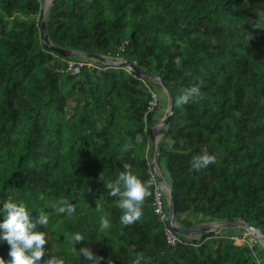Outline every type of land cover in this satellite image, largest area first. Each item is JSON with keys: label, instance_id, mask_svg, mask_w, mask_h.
<instances>
[{"label": "trees", "instance_id": "trees-1", "mask_svg": "<svg viewBox=\"0 0 264 264\" xmlns=\"http://www.w3.org/2000/svg\"><path fill=\"white\" fill-rule=\"evenodd\" d=\"M42 8L43 0H0V206L22 199L50 213L43 258L63 251L68 264H88L72 251L79 230L90 238L77 247L89 244L100 264H264L260 242L238 243L228 230L168 245L153 205L156 83L100 62L72 73L68 61L84 57L45 46ZM46 21L54 45L120 56L168 84L176 109L157 161L183 226L243 219L264 230V0H56ZM192 84L199 96L178 104ZM205 151L216 161L194 169ZM125 163L152 180L130 225L105 185ZM62 197L76 213H55ZM103 216L110 226L98 232ZM9 249L0 242L5 259Z\"/></svg>", "mask_w": 264, "mask_h": 264}, {"label": "clouds", "instance_id": "clouds-1", "mask_svg": "<svg viewBox=\"0 0 264 264\" xmlns=\"http://www.w3.org/2000/svg\"><path fill=\"white\" fill-rule=\"evenodd\" d=\"M89 60L93 61V59ZM94 61L96 63L99 62L97 60ZM200 92V86L192 84L181 91L177 97V103L187 104L198 97ZM215 161V154L205 151L193 157L191 166L194 169H200ZM105 185L110 190V194L117 197L115 206L121 210V223L130 225L142 218L145 199L152 195V180L150 178L145 179L141 174L133 171L130 164L125 163L118 175L105 183ZM166 200L169 210L167 191ZM52 208L55 213L71 216L76 213L77 204L72 200L62 197L52 203ZM33 209H38L37 215H33ZM0 212H3V219H0V242L7 241L10 245L8 258L5 259L4 256L0 255V264H68L63 251L60 254L51 253L46 259L43 258L45 252L50 251V248L46 249L45 247L50 239L48 231L53 230L49 227L50 213L48 211L37 206H30L22 199L10 198L5 200L2 206H0ZM40 225L44 227L41 228L39 227ZM109 226V217L103 216L101 217L97 231L103 232ZM181 235L193 240L194 237L199 238L200 233L193 234L192 236ZM89 238L83 231L77 230L72 232L70 234L73 245L72 251L76 255L86 259L88 264H100L103 257L97 255L89 244H82L80 247H77L79 242Z\"/></svg>", "mask_w": 264, "mask_h": 264}, {"label": "water", "instance_id": "water-1", "mask_svg": "<svg viewBox=\"0 0 264 264\" xmlns=\"http://www.w3.org/2000/svg\"><path fill=\"white\" fill-rule=\"evenodd\" d=\"M56 0H50L48 4H46V0H44L43 8L40 13V20H41V32H42V40L45 46L65 57H73V56H81L84 58H89L93 60H97L100 62L105 63L106 65L110 66H126L127 68L133 70L134 72L140 74V76L144 77L147 80L152 82H156L160 84L163 89L165 90L168 100H169V109L168 112L161 118L160 120L154 122L150 128L151 133V153H150V162L152 165L153 172L157 178V180L162 183L167 191L168 195V203H169V215L168 221L170 226L176 230L177 232L192 236L193 234L200 233L199 238L194 237L193 242L197 243L199 241L205 240L211 236H215L216 234L220 233L223 230H227L229 228L234 227H241L247 231V233L252 234L262 245H264V230L247 220L243 219H231V220H213V221H204L197 223L191 227L183 226L177 218L176 208H175V199H174V189L170 182L167 180L165 175L162 172V169L159 166L157 161V149L160 139L156 138L154 128L161 124L165 126V131L167 125L170 123V120L175 113V96L171 92L170 87L168 84L156 73L148 71L142 66L136 65L134 62L128 59H121V60H114L113 57L106 54L101 53H93L90 51H84L76 48L71 47H60L56 46L52 43L51 37L49 35L48 27H47V16L52 8L53 4ZM219 223V224H216Z\"/></svg>", "mask_w": 264, "mask_h": 264}, {"label": "built area", "instance_id": "built-area-1", "mask_svg": "<svg viewBox=\"0 0 264 264\" xmlns=\"http://www.w3.org/2000/svg\"><path fill=\"white\" fill-rule=\"evenodd\" d=\"M89 59L87 58H83L80 60H69L68 61V69L72 72V73H77L81 71V68L85 65H94L96 62L93 61H88ZM158 104V95L157 93L153 94V100H151V108L153 106H156ZM155 197H154V208H155V212L158 215L159 219L164 223V227H165V234H166V239H167V243L169 246L172 247H176L178 246V244L180 243H187L188 240H186L180 233H178L177 231H175L168 222V205L166 203V191L165 188L163 186V184H161L157 178H155ZM246 235H249V233H246ZM234 239H236L237 241H240V243H245V242H249V240L251 241V239L246 238V237H238L237 235L233 236ZM190 240H192L191 238H189Z\"/></svg>", "mask_w": 264, "mask_h": 264}, {"label": "rangeland", "instance_id": "rangeland-1", "mask_svg": "<svg viewBox=\"0 0 264 264\" xmlns=\"http://www.w3.org/2000/svg\"><path fill=\"white\" fill-rule=\"evenodd\" d=\"M43 3H44V0H43ZM111 57H113L114 60H121L122 59L120 56H111ZM100 63L105 64L103 62H100ZM154 83H156V82H154ZM155 90H156V93L158 94V98H159L158 109H157V112H156V119L160 120L168 112L169 100H168V96H167L165 90L158 83L155 84ZM227 230H228V232H231L232 234H241V235H245L246 234V230L241 228V227L229 228ZM223 232H226V230H223ZM249 238L252 240L253 243H256V241H258L257 239H255L253 241L252 236H250ZM237 242L239 243L240 241H237ZM263 247H264V245H263ZM258 253H260L259 254V256H260L259 258L262 261H264V253L261 252L260 247H259Z\"/></svg>", "mask_w": 264, "mask_h": 264}, {"label": "bare ground", "instance_id": "bare-ground-1", "mask_svg": "<svg viewBox=\"0 0 264 264\" xmlns=\"http://www.w3.org/2000/svg\"><path fill=\"white\" fill-rule=\"evenodd\" d=\"M49 1H50V0H46V4H48ZM164 129H165V126H162L161 124H158V125L154 128L156 138L160 139V137H161L162 132H163ZM216 224H219V223H216Z\"/></svg>", "mask_w": 264, "mask_h": 264}]
</instances>
